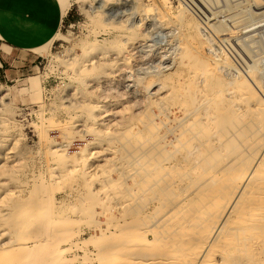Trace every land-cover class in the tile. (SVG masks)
Listing matches in <instances>:
<instances>
[{
    "label": "rangeland",
    "instance_id": "rangeland-1",
    "mask_svg": "<svg viewBox=\"0 0 264 264\" xmlns=\"http://www.w3.org/2000/svg\"><path fill=\"white\" fill-rule=\"evenodd\" d=\"M76 3L55 38L37 50L34 74L0 84V264H113L123 254L118 259L119 248L112 245L123 239L94 242L98 227L131 222L138 230L166 218L167 210L154 206V192L139 190L136 196L137 186L121 169L135 165L136 134L142 124L153 128L149 118L170 112L172 96L192 113L189 97L196 86L187 79L189 71L210 90L225 72L221 88L247 84L264 103L247 77L264 88V0ZM236 72L241 82L235 83ZM226 98L222 94L215 104ZM245 99L241 94L238 113L225 114L214 127L233 134L221 161L242 156L264 167V108H254L255 99L245 114ZM138 216L143 227L134 225ZM51 248L56 252L50 254ZM20 249V255L8 252Z\"/></svg>",
    "mask_w": 264,
    "mask_h": 264
},
{
    "label": "bare ground",
    "instance_id": "bare-ground-1",
    "mask_svg": "<svg viewBox=\"0 0 264 264\" xmlns=\"http://www.w3.org/2000/svg\"><path fill=\"white\" fill-rule=\"evenodd\" d=\"M90 1L95 3L99 0ZM102 6L94 10L98 11ZM70 68L71 66L68 69ZM77 72L79 73L78 70ZM77 72L75 71L76 74ZM194 73L196 71H189L187 78L196 86L189 97L195 107L192 113L183 111V104L176 96H172L171 103L169 102L170 112L167 115L162 113L153 115L154 117L148 119L153 128L149 129L147 124H142L136 134L133 149L137 150L138 154L133 159L135 165L125 163L124 168L121 169L124 170L122 171L124 178L137 186L134 187L138 188L134 193L136 196H139L137 192L141 193L144 190L154 192L153 194L156 195L154 206L167 210L164 212L166 216L163 215L166 217L165 221L162 220L164 225H159L162 222L159 218L160 220L152 224L153 227H145L148 222L145 223L142 221L144 219L138 216L141 219L137 221L136 218L134 225L137 226V222L140 226L146 224L142 226L143 229L137 227L138 230H136L130 226L133 224L131 222L127 225L129 227L124 226L127 222H122L121 228L98 227L101 235L96 236L94 242L105 240L112 244L114 241L117 242V239H123V243L119 244L122 246H117V243H120L118 241L113 244L116 247L112 245L113 248H110L112 250L119 248L121 251L117 250V258H124L122 257L124 255L125 260L122 259V263L120 258V261L112 262L113 264H264L263 164L258 159L250 161L251 158L242 156L221 161L233 134L224 130L215 131L214 128L220 118L225 119V114L232 117L231 115L238 113L236 100L241 94L246 96V105L242 107V112L245 114L250 115L253 109L250 108L253 105L249 107L247 103L256 99L254 108H264V103L258 99L256 91V93L250 92V86L247 84L240 87L232 84L229 90L221 88V83L226 77L225 72L217 75L213 90L208 89L204 82L202 84V80L196 79L192 75ZM232 77L235 83L242 81L241 75L237 72ZM232 77L230 80H233ZM247 77L251 79L259 95L264 98V88L248 75ZM206 88L207 94H205ZM222 94L227 96L226 102L217 106L215 103ZM174 119L181 122L179 129L172 127ZM176 143L181 147L177 148L173 145ZM249 147L250 145L247 144L245 149ZM262 152L264 155V148ZM131 154L127 151V156L131 157ZM110 181L111 184L116 182ZM109 186L107 187L112 191L113 187ZM111 195L113 197L114 193L109 194ZM129 195L131 197L132 194ZM137 198L141 202V199ZM145 198L143 204L141 203L143 207H145V201H148ZM130 210L132 215V209ZM135 211L134 209V213ZM156 211L158 214L155 215L163 214ZM44 219L47 220V218ZM142 222L145 224L141 225ZM131 237H136L138 242L132 245L129 242ZM108 251L102 256L110 255ZM8 252L10 255H20L23 251L20 249ZM48 252L52 254L56 251L51 248ZM120 252L123 255L119 257Z\"/></svg>",
    "mask_w": 264,
    "mask_h": 264
},
{
    "label": "crops",
    "instance_id": "crops-1",
    "mask_svg": "<svg viewBox=\"0 0 264 264\" xmlns=\"http://www.w3.org/2000/svg\"><path fill=\"white\" fill-rule=\"evenodd\" d=\"M76 0H0V84L33 75ZM38 54V55H36Z\"/></svg>",
    "mask_w": 264,
    "mask_h": 264
}]
</instances>
